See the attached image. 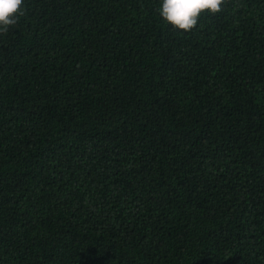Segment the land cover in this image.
Instances as JSON below:
<instances>
[{
  "label": "trees",
  "instance_id": "1",
  "mask_svg": "<svg viewBox=\"0 0 264 264\" xmlns=\"http://www.w3.org/2000/svg\"><path fill=\"white\" fill-rule=\"evenodd\" d=\"M162 2L0 33V264H264V0L187 32Z\"/></svg>",
  "mask_w": 264,
  "mask_h": 264
},
{
  "label": "clouds",
  "instance_id": "2",
  "mask_svg": "<svg viewBox=\"0 0 264 264\" xmlns=\"http://www.w3.org/2000/svg\"><path fill=\"white\" fill-rule=\"evenodd\" d=\"M24 0H0V33H7L24 15ZM223 0H163L160 15L174 28L191 31L198 24L201 13L222 11Z\"/></svg>",
  "mask_w": 264,
  "mask_h": 264
}]
</instances>
